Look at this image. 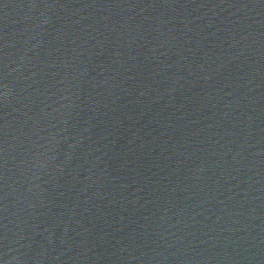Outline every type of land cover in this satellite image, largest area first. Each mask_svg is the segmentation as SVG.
Listing matches in <instances>:
<instances>
[{"label":"water","instance_id":"1","mask_svg":"<svg viewBox=\"0 0 264 264\" xmlns=\"http://www.w3.org/2000/svg\"><path fill=\"white\" fill-rule=\"evenodd\" d=\"M0 264H264V0H0Z\"/></svg>","mask_w":264,"mask_h":264}]
</instances>
